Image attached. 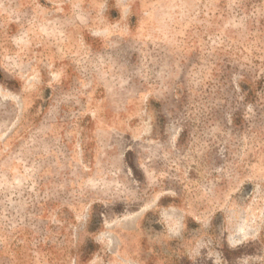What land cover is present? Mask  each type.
I'll list each match as a JSON object with an SVG mask.
<instances>
[{"label": "rangeland", "instance_id": "374dc122", "mask_svg": "<svg viewBox=\"0 0 264 264\" xmlns=\"http://www.w3.org/2000/svg\"><path fill=\"white\" fill-rule=\"evenodd\" d=\"M0 264H264V0H0Z\"/></svg>", "mask_w": 264, "mask_h": 264}]
</instances>
